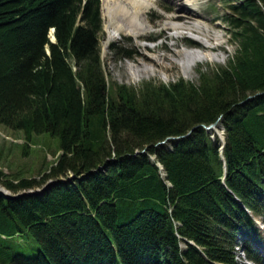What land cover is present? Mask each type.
<instances>
[{
	"label": "trees",
	"instance_id": "obj_1",
	"mask_svg": "<svg viewBox=\"0 0 264 264\" xmlns=\"http://www.w3.org/2000/svg\"><path fill=\"white\" fill-rule=\"evenodd\" d=\"M228 11L227 65L113 89L98 0H0V125L60 152L39 180L0 167V239L38 246L1 244L0 264H236L250 212L264 218V0ZM219 120L225 162L205 128Z\"/></svg>",
	"mask_w": 264,
	"mask_h": 264
},
{
	"label": "rangeland",
	"instance_id": "obj_2",
	"mask_svg": "<svg viewBox=\"0 0 264 264\" xmlns=\"http://www.w3.org/2000/svg\"><path fill=\"white\" fill-rule=\"evenodd\" d=\"M237 1L238 0H196L192 5L201 13L205 14L207 18L214 21H217L216 19L219 20L217 22L220 23L222 27L217 29L216 32L221 36L220 40L225 41L223 50L214 52L203 51V49L200 47L187 46V42L181 39L179 36H175L174 39L172 37L169 38L167 35H163L160 36L162 39L155 43L158 46L160 45L157 47L159 48L161 54L169 53L163 48L164 45H168L174 50H193L198 54L199 58L197 60H191L189 65H186L185 67L180 66L178 69L175 68L171 72L159 71L134 74L133 71L130 73L129 70V67L134 64L130 59L131 53L139 49L141 51L146 50L150 54L151 51L156 48L154 47L155 44L144 43L141 41L143 39L137 40L133 37H119L117 31H115L116 33L112 34L108 24L109 16L104 11V0H100L101 15L104 24L101 35L99 36L100 47L104 68L112 88L118 89L120 86H127L134 89H139L144 83L150 82L154 85L165 84L169 86L171 83L175 84L182 78L186 81L197 84L199 83V74H197V70L200 67L204 68V71H208L210 69L212 70L213 68H216L217 66L221 67L227 65L232 56L236 54L237 45L232 41V30L228 23H226L225 17L229 13L228 10L230 4ZM169 2H171V0H161L158 1L157 5L154 4L152 9L154 15H161L164 12L162 6L169 5ZM159 29H161V27L151 28V30L154 31ZM169 34L177 35V33L173 31ZM184 35V38H187L189 41L201 37L200 33L197 31H191V33L186 32ZM231 38L232 40H230ZM175 43H178L176 45L179 46H175ZM145 44L149 45V47L147 48ZM216 123H218L220 126L218 132L221 134V136H224V140L226 141V131L224 124L220 120ZM218 132L216 131L217 140L220 139ZM214 135L215 134L213 133L210 135V138L213 140L215 138ZM25 138L26 134L23 131H11L0 125V167L3 169L5 174H7V178L9 179H13L14 177L18 176L28 178L31 177L39 180L42 178L41 174L43 171H46V169H48L50 165L57 160V157L60 154V152H58L59 141L57 138H53L49 133L35 134L29 139V141H27ZM169 146L172 145L170 144ZM224 149L225 146L222 148V145H220L219 151L221 157V153L222 151L224 153ZM158 166L161 170L159 163ZM161 174L164 178L166 177V172L163 173L161 170ZM52 182L53 181L50 180L47 183L51 186ZM46 186L47 185L45 184L43 188H39L38 190L42 191ZM0 188L2 191L11 194L8 190L4 189L2 185ZM22 238H18V236H16V238L8 239L7 242L0 239V245L2 244L5 247H11L9 250L14 253H22L26 256L36 255L38 253V246L33 238ZM260 240L261 242L259 240H254L252 244L255 249L254 258L252 259L248 258L246 253L243 251L245 247L242 245L244 244L245 239H241V243L239 244L240 246L238 245L239 247L235 248V259L238 264H264V230Z\"/></svg>",
	"mask_w": 264,
	"mask_h": 264
},
{
	"label": "bare ground",
	"instance_id": "obj_3",
	"mask_svg": "<svg viewBox=\"0 0 264 264\" xmlns=\"http://www.w3.org/2000/svg\"><path fill=\"white\" fill-rule=\"evenodd\" d=\"M195 1L171 0L169 5L163 6L164 12L158 18L153 15L152 10L153 5L157 4V0H104V11L109 16V28L117 32H123L126 37L141 40L145 38L155 39L167 35L169 38H174L176 34L170 35V32L173 31L180 35L190 30L199 32L201 37L188 41L187 46L200 47L203 51L208 52L223 50L225 41H221V36L216 32L222 26L194 8L192 5ZM156 25H160L161 29L151 30ZM176 44L178 43L174 45L179 46ZM163 48L169 53L161 54L158 47L154 48L150 54L146 50H133L130 59L134 64L132 63L133 65L129 67L130 73L132 71L134 74L159 71L171 72L180 66L189 65L191 60L199 58L193 50H174L168 45H164ZM207 127L209 126H205V128ZM212 133L214 132L212 131Z\"/></svg>",
	"mask_w": 264,
	"mask_h": 264
},
{
	"label": "water",
	"instance_id": "obj_4",
	"mask_svg": "<svg viewBox=\"0 0 264 264\" xmlns=\"http://www.w3.org/2000/svg\"><path fill=\"white\" fill-rule=\"evenodd\" d=\"M54 38H55V37H54ZM215 125H217V123H216ZM213 128H214L213 125L207 127L208 130H212ZM180 138H182V136H181V137H170V138H168V140H179ZM164 143H165V142H162V143H160V144H164ZM143 152H145V150H144ZM161 168H162V167H161ZM47 188H48V186H46L42 191L37 190L36 193L43 192V191H45ZM2 192H3V191H2ZM3 193H4L5 196H7L8 198H12V197H14V196H12L11 194H9L8 192H3Z\"/></svg>",
	"mask_w": 264,
	"mask_h": 264
}]
</instances>
